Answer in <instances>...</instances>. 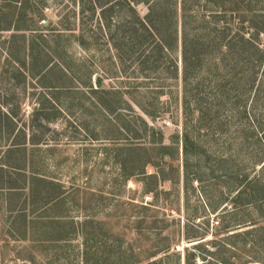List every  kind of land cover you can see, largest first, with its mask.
Here are the masks:
<instances>
[{
    "label": "rangeland",
    "instance_id": "374dc122",
    "mask_svg": "<svg viewBox=\"0 0 264 264\" xmlns=\"http://www.w3.org/2000/svg\"><path fill=\"white\" fill-rule=\"evenodd\" d=\"M234 1L187 5L231 25L256 17L220 3L264 14ZM97 5L0 0V264H264V109L184 106L179 77L145 70ZM49 58L66 78L37 73Z\"/></svg>",
    "mask_w": 264,
    "mask_h": 264
},
{
    "label": "trees",
    "instance_id": "16d2710c",
    "mask_svg": "<svg viewBox=\"0 0 264 264\" xmlns=\"http://www.w3.org/2000/svg\"><path fill=\"white\" fill-rule=\"evenodd\" d=\"M194 1L197 0H96L101 27L106 28L111 37L110 31L113 26L115 30L124 34L122 39L125 36L132 42L133 47L140 48L141 63H144L145 70L158 71L161 67L167 74H172L174 79L179 77L184 106L192 100L196 102L198 113H201L204 104L207 103L206 100L209 99L211 103L214 99L234 105L245 106V103H254L264 109L263 11H253L249 4H242L241 7L234 5L230 8L220 3L219 11H216L218 16L224 17L229 13L256 17L250 19L247 25L244 22L231 25L211 20L212 17L207 12H203L201 17L196 15L189 9L190 5H187L192 3L194 6ZM235 1L240 5L241 1L249 0ZM122 3L131 13L126 21L119 17ZM139 4L145 5L144 14H140L136 9ZM178 23L181 26V34ZM115 35L116 33L112 36L113 44L119 47L121 42L117 45ZM175 50H180V64L171 58V53ZM206 68L208 69L205 71ZM40 70L37 71L39 75L46 70L53 78L56 77L52 73L53 70L57 71L59 78L61 76L66 78L67 75L65 67L63 65L60 67L53 58H49ZM210 74L214 78L210 77ZM215 75L220 78H216ZM206 88L211 90V94L206 93ZM217 104L219 105V102ZM245 111L249 113L248 110ZM144 112L153 117L150 111ZM262 140V137L258 139L261 142ZM263 159L261 158L260 162ZM262 168L264 169V165L260 169ZM254 183L261 184L256 190L263 193L264 184L259 176L254 178ZM5 188L12 190L16 185L9 183ZM243 189L248 195L255 194L253 192L255 188L249 182ZM262 193L259 200L264 198ZM253 196L257 198L256 195ZM169 249V245L162 248L165 253L162 258L180 256L178 251L167 253ZM157 253L158 251L153 255ZM157 260L149 261L147 264H156ZM184 264H196V261L188 256Z\"/></svg>",
    "mask_w": 264,
    "mask_h": 264
}]
</instances>
